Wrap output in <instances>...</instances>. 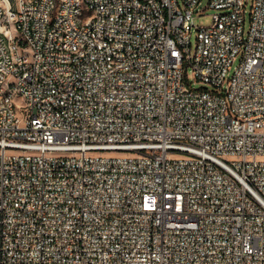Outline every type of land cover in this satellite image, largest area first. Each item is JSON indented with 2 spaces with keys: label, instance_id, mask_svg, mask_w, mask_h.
I'll return each mask as SVG.
<instances>
[{
  "label": "built area",
  "instance_id": "1",
  "mask_svg": "<svg viewBox=\"0 0 264 264\" xmlns=\"http://www.w3.org/2000/svg\"><path fill=\"white\" fill-rule=\"evenodd\" d=\"M0 1V264H264V0Z\"/></svg>",
  "mask_w": 264,
  "mask_h": 264
},
{
  "label": "bare ground",
  "instance_id": "2",
  "mask_svg": "<svg viewBox=\"0 0 264 264\" xmlns=\"http://www.w3.org/2000/svg\"><path fill=\"white\" fill-rule=\"evenodd\" d=\"M14 1V0H7ZM81 5L86 14H93L92 0H81ZM0 8H5V1H0ZM22 18V11L20 8H13L11 14V24H18ZM0 36H1V54H9V47L11 46V39L8 37V23L5 19L0 18ZM58 49H65V42H58ZM8 64L12 67H18L19 70H26V62L19 61L17 56L8 55ZM0 98H3V94H0ZM8 98H16L15 90H8Z\"/></svg>",
  "mask_w": 264,
  "mask_h": 264
},
{
  "label": "rangeland",
  "instance_id": "3",
  "mask_svg": "<svg viewBox=\"0 0 264 264\" xmlns=\"http://www.w3.org/2000/svg\"><path fill=\"white\" fill-rule=\"evenodd\" d=\"M209 1L210 0H202L201 4L196 8V13L194 14V17H195V22L197 26H206L212 23L213 10L208 7ZM246 1H247V4H246V8H247L246 33H248L250 30V25H251V14H252L254 0H246ZM196 40H197V29L194 28V31L192 33V41L194 45L196 44ZM240 58L241 57H239L238 60L234 63V67L239 64ZM186 82L194 88L212 89L209 85H206L195 79L193 71L191 70V67H189L188 69V77L186 78Z\"/></svg>",
  "mask_w": 264,
  "mask_h": 264
}]
</instances>
